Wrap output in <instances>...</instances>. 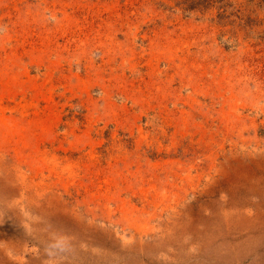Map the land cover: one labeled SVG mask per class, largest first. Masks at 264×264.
I'll use <instances>...</instances> for the list:
<instances>
[{
	"label": "rangeland",
	"instance_id": "374dc122",
	"mask_svg": "<svg viewBox=\"0 0 264 264\" xmlns=\"http://www.w3.org/2000/svg\"><path fill=\"white\" fill-rule=\"evenodd\" d=\"M0 0V264H264V0Z\"/></svg>",
	"mask_w": 264,
	"mask_h": 264
},
{
	"label": "trees",
	"instance_id": "16d2710c",
	"mask_svg": "<svg viewBox=\"0 0 264 264\" xmlns=\"http://www.w3.org/2000/svg\"><path fill=\"white\" fill-rule=\"evenodd\" d=\"M201 2L206 3V0H201ZM200 4L199 0H191L190 4H187V9L188 10H193L196 9L197 6Z\"/></svg>",
	"mask_w": 264,
	"mask_h": 264
}]
</instances>
